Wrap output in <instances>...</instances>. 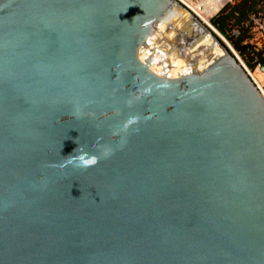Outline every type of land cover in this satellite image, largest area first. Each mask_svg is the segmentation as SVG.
<instances>
[{"label": "water", "instance_id": "water-1", "mask_svg": "<svg viewBox=\"0 0 264 264\" xmlns=\"http://www.w3.org/2000/svg\"><path fill=\"white\" fill-rule=\"evenodd\" d=\"M174 5L204 68L138 56ZM0 264H264V92L182 2L0 0Z\"/></svg>", "mask_w": 264, "mask_h": 264}, {"label": "rangeland", "instance_id": "rangeland-1", "mask_svg": "<svg viewBox=\"0 0 264 264\" xmlns=\"http://www.w3.org/2000/svg\"><path fill=\"white\" fill-rule=\"evenodd\" d=\"M202 20L264 92V0H228L209 20Z\"/></svg>", "mask_w": 264, "mask_h": 264}, {"label": "bare ground", "instance_id": "bare-ground-1", "mask_svg": "<svg viewBox=\"0 0 264 264\" xmlns=\"http://www.w3.org/2000/svg\"><path fill=\"white\" fill-rule=\"evenodd\" d=\"M158 28H161L159 35H157ZM167 31L180 45L182 51L190 56V62H186L184 58H180L176 53L171 52L174 43L166 37ZM148 38L147 45L154 49L159 48L158 45L163 40L170 42L168 49L158 51L159 53L157 52L153 57L143 52L142 47L139 48L138 56L144 60H153V65L151 64L153 69H158L160 62L164 59L171 66L170 69L180 71L183 74L186 69L196 66L204 68L222 55V50L215 39L196 22L188 10L179 5L172 7L169 14L159 22L155 32Z\"/></svg>", "mask_w": 264, "mask_h": 264}, {"label": "flooded vegetation", "instance_id": "flooded-vegetation-1", "mask_svg": "<svg viewBox=\"0 0 264 264\" xmlns=\"http://www.w3.org/2000/svg\"><path fill=\"white\" fill-rule=\"evenodd\" d=\"M191 12L202 20V17H209L218 12L228 0H181ZM193 10V11H192ZM204 21V20H202ZM205 23V21H204Z\"/></svg>", "mask_w": 264, "mask_h": 264}, {"label": "clouds", "instance_id": "clouds-1", "mask_svg": "<svg viewBox=\"0 0 264 264\" xmlns=\"http://www.w3.org/2000/svg\"><path fill=\"white\" fill-rule=\"evenodd\" d=\"M95 162H96L95 159H93V160L87 161L86 163H95Z\"/></svg>", "mask_w": 264, "mask_h": 264}, {"label": "trees", "instance_id": "trees-1", "mask_svg": "<svg viewBox=\"0 0 264 264\" xmlns=\"http://www.w3.org/2000/svg\"><path fill=\"white\" fill-rule=\"evenodd\" d=\"M179 1H181V0H179ZM182 2V1H181ZM193 11V10H192ZM194 13H195V11H193ZM211 16H209V17H207V19L209 20V18H210ZM208 24V23H207ZM209 25H211V23H210V21H209Z\"/></svg>", "mask_w": 264, "mask_h": 264}, {"label": "built area", "instance_id": "built-area-1", "mask_svg": "<svg viewBox=\"0 0 264 264\" xmlns=\"http://www.w3.org/2000/svg\"><path fill=\"white\" fill-rule=\"evenodd\" d=\"M181 2V1H180ZM182 3L187 7V5L182 1ZM253 78V77H252ZM254 79V78H253ZM258 85V84H257Z\"/></svg>", "mask_w": 264, "mask_h": 264}]
</instances>
